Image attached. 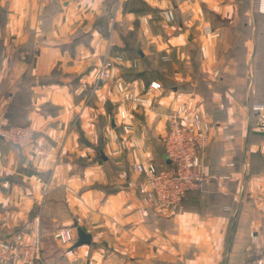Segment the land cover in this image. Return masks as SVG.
<instances>
[{
  "label": "crops",
  "instance_id": "1",
  "mask_svg": "<svg viewBox=\"0 0 264 264\" xmlns=\"http://www.w3.org/2000/svg\"><path fill=\"white\" fill-rule=\"evenodd\" d=\"M255 6L0 0V121L34 132L22 148L0 140V238L11 243L0 264H19L35 217L44 264H237L264 255V111L250 109L264 104V19ZM104 55H119L118 75L148 105L95 87ZM181 101L210 121L202 171L215 178L179 211H158L144 205L132 164L168 166L166 116ZM63 226L74 241L80 226L90 243L63 244L54 236Z\"/></svg>",
  "mask_w": 264,
  "mask_h": 264
},
{
  "label": "built area",
  "instance_id": "2",
  "mask_svg": "<svg viewBox=\"0 0 264 264\" xmlns=\"http://www.w3.org/2000/svg\"><path fill=\"white\" fill-rule=\"evenodd\" d=\"M63 1V0H60ZM258 9L264 13V0H258ZM165 20L173 19L171 9L163 11ZM206 30H210L205 27ZM114 82L118 94L123 102H134L139 105H148L149 100L140 94L133 93L124 81L116 75L112 60L104 56L97 67L96 86ZM150 89L160 88V84L151 81ZM252 110L257 113L264 111L263 103H255ZM119 118L125 120L127 112L118 109ZM117 114V115H118ZM210 121L198 109L181 101L173 104L166 116V128L162 137L163 155L168 159V166H161L152 159L135 161L132 170L141 177L137 183L142 192L144 205L158 211L176 212L181 209V203L190 190H201L204 185L215 175H207L202 171V156L210 142ZM33 137V129L30 125L5 126L0 121V140L15 146L25 147ZM135 148L142 146V141L135 136L129 139ZM4 170V164L0 160V175ZM135 185L134 181L126 182V187ZM44 184L41 193L46 192ZM34 229H31V237L17 258L19 264H44L41 259V230L38 218L34 219ZM54 236L63 244L71 245L74 242V228L63 226L56 229ZM10 241L0 238V249H9ZM237 264H264V255L261 253L245 257Z\"/></svg>",
  "mask_w": 264,
  "mask_h": 264
},
{
  "label": "rangeland",
  "instance_id": "3",
  "mask_svg": "<svg viewBox=\"0 0 264 264\" xmlns=\"http://www.w3.org/2000/svg\"><path fill=\"white\" fill-rule=\"evenodd\" d=\"M255 8H256V11L257 12H260L259 11V9H258V0H255ZM165 10H167V9H165ZM164 10V11H165ZM260 13H262V12H260ZM163 14V13H162ZM264 14V13H263ZM163 16V15H162ZM163 19L165 20V18L163 17ZM144 21H146V19H144ZM165 21H167V20H165ZM171 21V20H170ZM167 22H169V21H167ZM206 27H208V26H206ZM209 28V27H208ZM203 32H208V30H206V28L204 27L203 28ZM200 51V50H199ZM201 52H203V50L201 49ZM104 56H107V55H104ZM103 56V57H104ZM102 57V58H103ZM108 57V59H110V60H112L113 61V63H114V67H115V70H116V75H117V77L120 79V80H122L123 81V79H121V77L118 75V67H119V65L122 63V60H121V58L119 57V55H115V56H112V57H110L109 55L107 56ZM101 58V59H102ZM101 59H100V61H99V63L101 62ZM99 63H98V65H99ZM98 67V66H97ZM97 73V72H96ZM95 83H96V78H95ZM125 83V82H124ZM106 84H109V85H111L112 87H113V89L116 91V93L118 94V91H117V89H116V86L114 85V82H107ZM103 85H105V84H103ZM103 85H99V86H103ZM95 87H96V85H95ZM137 94V93H136ZM118 96H119V98H120V100L121 101H123L122 99V96L120 95V94H118ZM124 103H127L128 105H133V104H135L134 102H124ZM253 104H255V103H253ZM252 104V105H253ZM136 105H139V104H136ZM147 105V104H146ZM252 105H251V110H252ZM253 111V110H252ZM116 113L118 114V109H117V111H116ZM118 117H119V114H118ZM120 119V118H119ZM126 119H127V117H126ZM121 120V119H120ZM123 121V120H122ZM34 133V132H33ZM135 135V134H134ZM132 137H134L133 136V134H131V136L129 137V138H132ZM166 160V159H165ZM47 190V189H46ZM45 194V193H44ZM44 194H42V195H44ZM35 219V218H34ZM32 223H33V225H34V220L32 221ZM33 225H32V227H31V229L33 230L34 229V227H33ZM38 225H39V227H40V223H39V221H38ZM40 230H41V228H40ZM56 231V230H55ZM54 231V232H55ZM42 232V231H41ZM66 245V244H65ZM40 248L42 249V235H41V243H40ZM42 256V255H41ZM42 258V257H41Z\"/></svg>",
  "mask_w": 264,
  "mask_h": 264
},
{
  "label": "water",
  "instance_id": "4",
  "mask_svg": "<svg viewBox=\"0 0 264 264\" xmlns=\"http://www.w3.org/2000/svg\"><path fill=\"white\" fill-rule=\"evenodd\" d=\"M166 159V157H164ZM168 161V159H166ZM76 239L71 244V247H77L81 244H89L91 241V236L89 233L84 231L80 226H75Z\"/></svg>",
  "mask_w": 264,
  "mask_h": 264
},
{
  "label": "trees",
  "instance_id": "5",
  "mask_svg": "<svg viewBox=\"0 0 264 264\" xmlns=\"http://www.w3.org/2000/svg\"><path fill=\"white\" fill-rule=\"evenodd\" d=\"M237 2H238V6H239V8H240V10L241 9H244L245 8V5L248 3V0H237ZM257 13V15L259 16V17H261L262 19H264V14L263 13H260V12H256ZM171 87H173V88H177L178 87V85H177V83H175V84H173ZM254 112V111H253ZM255 113V112H254ZM3 125H5V126H11V125H15L14 123H9V122H5V123H3ZM207 149V148H206ZM200 190H190V191H188L187 193H186V195L184 196V198H183V200L185 199V197L187 196V195H189L190 193H194V192H199ZM182 200V201H183Z\"/></svg>",
  "mask_w": 264,
  "mask_h": 264
}]
</instances>
